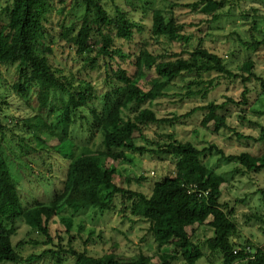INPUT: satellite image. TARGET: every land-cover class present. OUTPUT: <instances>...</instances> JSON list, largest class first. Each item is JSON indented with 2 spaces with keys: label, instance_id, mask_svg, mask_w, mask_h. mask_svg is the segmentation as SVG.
I'll list each match as a JSON object with an SVG mask.
<instances>
[{
  "label": "trees",
  "instance_id": "16d2710c",
  "mask_svg": "<svg viewBox=\"0 0 264 264\" xmlns=\"http://www.w3.org/2000/svg\"><path fill=\"white\" fill-rule=\"evenodd\" d=\"M49 1L14 0L12 5L3 10L9 20L0 39L6 33L10 43L3 49L0 46V70L10 67L17 69L18 78L10 85L11 90L27 107L32 106L36 113L22 121L24 132L32 136V148L27 137L12 136L11 140L16 141L18 147L16 158L29 157L31 148V152L36 153L35 157L32 156L35 164L41 162L39 155L44 152L48 156H59L67 163V171L61 187L52 190L51 202H36L33 207H26L20 199L8 165L11 159H6L0 153V264H31L48 255L56 258V264H66L62 262L60 255L72 257L74 261L69 264H173L176 255L171 258L172 250L183 258L185 264H198L205 255L194 241V235L202 227L208 228L212 233L205 242L209 249L207 258L212 264L217 257L220 264H264L263 248H254L249 242L246 245L239 242V229L230 212L220 203L221 187L225 180L208 168L204 161L216 151L225 160L238 162L245 173H258L264 170V148L257 155L242 152L227 157L215 145L200 149L192 142L177 140L173 134L166 135L164 142H155L156 148L152 149L138 146L134 137L137 133L144 138L143 127L149 124L173 125L198 112L206 113L202 121V126L206 129L210 123H213L214 133L229 129L224 113L229 105L248 104L247 89L242 94L241 102L232 98L222 104L211 102L192 109L182 117L160 119L154 111L143 108V105L166 97L167 90L174 81L185 76L196 77L193 83L188 84L187 95L191 97L206 95L219 84V77L240 79L244 85L254 78L264 89V80L252 72L254 63L245 62L241 72L235 74L227 69L220 56L201 46L183 55L155 57L144 52L141 58L143 70L133 79L122 72L116 74L117 80L124 85L120 91L113 93L114 96L110 93L105 95L103 100L107 110L100 111L92 105L95 91L91 83L64 77L50 65L47 57H42L39 53L49 37L46 24ZM82 3L85 7L82 24L76 33L74 28L70 29L75 34L72 43L80 57L99 49L96 58L85 59L86 62L96 63L97 58L109 55L110 38L105 35L107 30L114 32L117 38L129 41L137 25L119 8H115V18H112L99 0H83ZM223 5L222 1L196 0L192 9L210 15L214 22L219 19L215 12L223 8ZM252 31L260 32L256 22L252 25ZM182 32L183 26L173 17L167 19L161 10H153L151 35L154 38L189 43L191 38ZM95 34L102 37V48L93 47L91 37ZM240 42L245 48L255 52L264 49V32L260 39L252 34L251 41ZM45 50L50 51V48ZM116 54L122 53L112 51L110 56ZM150 74L147 81L149 89L143 91L138 82L145 81ZM204 75L215 76L208 81L210 87L194 91L192 87L195 84L203 85V81L198 79ZM16 127L21 126L17 123ZM0 130L3 127L0 126ZM234 133L238 139L264 145V126L258 138ZM1 136L2 141L7 140L4 133ZM48 141L56 143L49 145ZM127 151L172 155L177 158L174 173L155 183L148 196L121 189L114 183L116 168L108 167L105 162L107 159L113 162L126 161ZM116 195L125 199L126 210H131L133 218L149 224V230L160 250L158 261L155 262L144 254L134 260H123L114 254L94 257L86 251L78 252L72 246L65 249L58 245V250L47 249L42 255L23 257L18 251L19 246L13 245L11 236L19 220L45 239L42 242L35 241L33 245L55 246V238L50 233L54 217L59 218L66 233H70L72 220L60 216L64 210L68 209L72 213L87 208L110 210ZM56 237L62 240L60 236Z\"/></svg>",
  "mask_w": 264,
  "mask_h": 264
},
{
  "label": "rangeland",
  "instance_id": "374dc122",
  "mask_svg": "<svg viewBox=\"0 0 264 264\" xmlns=\"http://www.w3.org/2000/svg\"><path fill=\"white\" fill-rule=\"evenodd\" d=\"M196 0H99L110 17L115 18V8H119L127 18L137 25L133 31L131 40L125 41L115 36L114 32L107 30L105 35L110 38L109 55L97 58L96 63L86 62L85 59L96 58L99 49L84 54L82 57L76 53V46L72 43L75 33L83 21L85 7L83 0H50L47 11L48 38L44 48L40 50L42 57H47L50 65L59 70L64 77H74L79 81L91 83L95 94L92 105L100 111L107 110L104 97L123 87L116 74L122 72L133 79L139 75L141 58L144 52L152 56L183 55L191 52L196 47H204L223 59L227 69L239 74L241 67L247 61H252V72L264 80V49L252 51L245 48L240 40L251 41V35L262 37L264 32V0H216L224 2L219 9V19L212 22V17L202 14L201 11L192 9ZM14 0H0V34L8 23V16L3 10L12 5ZM189 5V6H188ZM13 8V7H12ZM161 10L167 19L173 17L183 26V34L190 39L189 43L170 42L165 38H154L151 35L152 12ZM256 22L260 32H253L252 25ZM93 47L104 45L101 36L97 34L91 37ZM9 40L6 33L1 36L0 46L6 47ZM50 48V51L45 48ZM100 48V47H99ZM112 51H119L121 55H111ZM143 70V69H142ZM0 75V147L1 155L8 162L17 192L24 206L33 207L36 202L49 203L52 201L51 193L54 188H60L65 180L67 167L59 156H49L40 152L41 162L35 164L33 158L35 152H31L33 140L30 133L24 132L23 120L36 114L32 106L27 107L11 90L14 81L17 80L15 67L1 68ZM246 76L248 74H245ZM140 80L138 86L143 91L149 89L147 81ZM210 75H204L198 81L203 85H194L192 89L199 91L210 87L208 81L213 80ZM196 80L194 76H185L174 81L167 90L168 95L155 102L143 105L150 108L158 118L182 117L194 108L203 107L213 102L222 104L228 98L236 102L243 101L242 94L247 89L248 104L245 106L229 105L224 113L229 129L213 132V123L208 128L202 126L205 112H198L189 118L181 119L176 124L156 123L143 127L142 137L135 134V143L138 146L156 148L155 142L166 141L165 136L173 134L181 142H192L200 149L217 146L225 156H234L242 152H251L254 155L260 153L264 145L254 144L252 140L238 139L235 133L244 136L258 138L264 126V89L259 81L252 78L246 85L240 79L229 80L219 77V84L211 88L206 95L188 96V84ZM114 96V95H113ZM112 99H115L113 97ZM21 127H16V124ZM10 132V133H9ZM5 139L1 140V134ZM14 133V134H13ZM16 138L25 136L30 140V156L16 158L18 147ZM56 142L48 141L49 145ZM16 150V152H15ZM12 152H15L14 154ZM127 160L113 162L106 160V165L116 168L114 183L121 189L134 193L150 195L155 183L170 177L174 173L177 158L169 154H139L126 152ZM34 156V157H32ZM205 165L217 174L221 175L225 183L221 187L222 195L220 203L224 209L230 212L232 220L239 229V242H249L252 247L264 249V170L258 173H245L236 161H227L216 151L208 156ZM107 193V191L105 192ZM121 195H116L110 210L101 211L87 208L78 213L66 209L60 216L72 220L70 233H66L65 227L54 217L50 224V233L55 238V246L43 247L33 245L35 241L42 242L45 239L34 230H31L22 220L16 224L11 236L14 246H19L18 251L23 257L30 255H42L47 249L58 250L62 246L69 249L72 246L76 251H86L88 255L100 257L105 254H114L123 260H134L140 254L158 261L160 250L153 235L149 230V224L138 221L131 216V210H126L127 204ZM211 231L202 227L194 235V241L202 249L205 257L198 264H212L208 260L209 249L205 242L211 237ZM60 236L59 240L56 236ZM71 241V243H69ZM176 255V259L174 256ZM171 251L173 264H185L183 258ZM63 263L74 261L72 257L60 255ZM56 258L48 255L40 261L31 264H56ZM6 264V263H4ZM214 264H220V259H214ZM246 264V262L239 263Z\"/></svg>",
  "mask_w": 264,
  "mask_h": 264
}]
</instances>
